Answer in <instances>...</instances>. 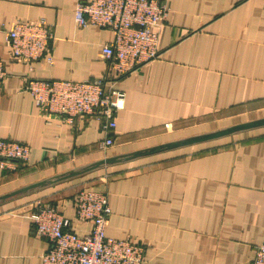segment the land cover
I'll list each match as a JSON object with an SVG mask.
<instances>
[{
    "label": "crops",
    "instance_id": "0c3cea01",
    "mask_svg": "<svg viewBox=\"0 0 264 264\" xmlns=\"http://www.w3.org/2000/svg\"><path fill=\"white\" fill-rule=\"evenodd\" d=\"M76 2L0 0V139L29 147L27 161L0 164V264H40L37 203L88 229L74 212L84 187L107 192L106 235L142 244L144 264H252L264 241V125L147 150L264 117V0H168L161 55L119 78L101 53L112 31L78 26ZM15 20L52 26L51 62L11 58ZM103 76L124 94L109 146L95 116L47 118L22 89L26 78Z\"/></svg>",
    "mask_w": 264,
    "mask_h": 264
},
{
    "label": "built area",
    "instance_id": "2783aa9c",
    "mask_svg": "<svg viewBox=\"0 0 264 264\" xmlns=\"http://www.w3.org/2000/svg\"><path fill=\"white\" fill-rule=\"evenodd\" d=\"M169 13L168 0H77L73 18L78 26L108 28L113 39L103 44L102 57L116 78L159 58V28ZM52 26L44 20H15L6 30L5 42L12 59L27 63L52 61ZM6 75L0 58V85ZM27 91L47 118L58 117L72 124L77 116L92 115L99 121L104 146L112 144L114 114L123 107V92L105 77L91 80H43L26 78ZM27 144L0 139V164L25 162ZM75 217L89 224L81 235L71 221L51 203H37L30 212L35 232L47 241L40 264H144V246L129 238L106 235L105 222L111 213L105 190L81 188L75 194ZM252 264H264V241L256 245Z\"/></svg>",
    "mask_w": 264,
    "mask_h": 264
},
{
    "label": "water",
    "instance_id": "95a60500",
    "mask_svg": "<svg viewBox=\"0 0 264 264\" xmlns=\"http://www.w3.org/2000/svg\"><path fill=\"white\" fill-rule=\"evenodd\" d=\"M261 125H264V117L259 118V119H255V120L246 121V122H241L238 124H234V125L228 126L226 128H222L219 130H215V131L208 132V133L201 134V135L194 136V137H189V138H186L183 140L172 142L170 144L157 146V147L151 148L150 150H147V151L152 152V151L161 150V149L172 147V146L174 147V146H178V145L190 144V143L197 142V141L209 140V139L217 138L220 136L228 135V134L240 131V130L250 129V128H254L257 126H261ZM136 154H139V153H136ZM136 154H133V155H136ZM118 159H119V157L106 158L105 160H101V161L97 162L95 164V166H97L99 164H103V163L115 162ZM69 173H71V172H69ZM67 175H70V174H66L64 176H67Z\"/></svg>",
    "mask_w": 264,
    "mask_h": 264
}]
</instances>
